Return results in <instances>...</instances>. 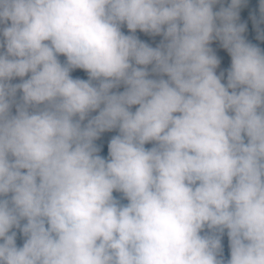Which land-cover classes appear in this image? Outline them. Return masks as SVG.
<instances>
[{
  "label": "clouds",
  "instance_id": "clouds-1",
  "mask_svg": "<svg viewBox=\"0 0 264 264\" xmlns=\"http://www.w3.org/2000/svg\"><path fill=\"white\" fill-rule=\"evenodd\" d=\"M244 2L0 0V264H264V51Z\"/></svg>",
  "mask_w": 264,
  "mask_h": 264
},
{
  "label": "trees",
  "instance_id": "trees-1",
  "mask_svg": "<svg viewBox=\"0 0 264 264\" xmlns=\"http://www.w3.org/2000/svg\"><path fill=\"white\" fill-rule=\"evenodd\" d=\"M231 3V0H220V3L213 6L214 11H219L221 7H228ZM239 13H249V14H257V17L254 18L250 24L248 25L247 31L243 35L246 42L252 43L261 48L264 51V40L257 39V36L260 34L257 31L259 28L260 32H264V22H259L261 18V14L259 11V0H245L244 3L238 9ZM259 22V23H257ZM11 83L16 84L20 83L15 78L11 81ZM22 96V92L18 90L16 95V101H20V97ZM96 115V114H93ZM86 123V121H85ZM118 134V130H113L110 132L102 133L100 138L95 141V144L100 148L98 155L107 158L108 157V144L111 138ZM114 197H116L122 204H127V200L122 198V193L114 192ZM26 223V221L21 222ZM13 231L17 232L16 243L18 247H22L24 242V237L20 233L19 229H13Z\"/></svg>",
  "mask_w": 264,
  "mask_h": 264
},
{
  "label": "rangeland",
  "instance_id": "rangeland-1",
  "mask_svg": "<svg viewBox=\"0 0 264 264\" xmlns=\"http://www.w3.org/2000/svg\"><path fill=\"white\" fill-rule=\"evenodd\" d=\"M249 17L246 15H242L239 16L238 20H237V24H245L247 25V22L249 21ZM10 21L8 22V24L10 25ZM4 25H0V28H2ZM121 31L125 34V35H131L132 33L129 32V30L127 29L126 25H123L121 27ZM245 33H243L242 35H244ZM135 35L142 41L145 42L147 44H149L151 47H157L161 41L163 40V36L162 35H158V36H152L149 34H145L143 32H140L139 30H137V32L135 33ZM3 37L0 36V40H2ZM212 46H210L211 48L213 47V51L214 53L217 55V57L220 59V65L219 67L216 69V74L220 75L221 72L224 73V77L222 79V83H227V70L230 69L231 67V57L229 55V53L227 52L226 49H224L221 46V43L216 45V40L213 41L211 43ZM2 51V50H0ZM60 61L63 63L65 62L66 58L63 56L59 57ZM149 70L151 69V65L148 66ZM30 75V74H29ZM70 75L73 78H80V79H84L87 80L88 79V75L84 70L81 69H75L73 70ZM28 76L24 77V79H27ZM151 78H158V77H151ZM165 79H167V77H164ZM18 82H21V78L17 77L15 78ZM122 87V86H121ZM117 89H114L113 91H116ZM231 91V90H230ZM138 107V106H135ZM12 113L15 114L16 113V106L15 104L13 105L12 109H11ZM153 145L147 144L145 145L146 148H151ZM205 231H208L207 229H205ZM221 244H222V257L225 261H227L228 259H230V245H229V239L227 236V230H225L224 234L221 237Z\"/></svg>",
  "mask_w": 264,
  "mask_h": 264
},
{
  "label": "crops",
  "instance_id": "crops-1",
  "mask_svg": "<svg viewBox=\"0 0 264 264\" xmlns=\"http://www.w3.org/2000/svg\"><path fill=\"white\" fill-rule=\"evenodd\" d=\"M216 41H218V40H216ZM218 43H220V41H218ZM210 46H211V44H210ZM123 90H124V87L122 86V87H120L119 89H117L116 91H123ZM135 108H136V107L133 106L132 110L135 111ZM93 114H97V113H92V115H93ZM222 253H223V252H222Z\"/></svg>",
  "mask_w": 264,
  "mask_h": 264
}]
</instances>
